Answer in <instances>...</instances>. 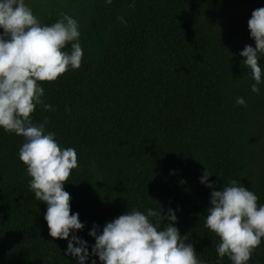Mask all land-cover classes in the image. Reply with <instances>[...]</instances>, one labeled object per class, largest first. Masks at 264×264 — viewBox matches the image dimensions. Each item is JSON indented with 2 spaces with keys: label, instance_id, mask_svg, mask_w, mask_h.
Listing matches in <instances>:
<instances>
[{
  "label": "trees",
  "instance_id": "trees-1",
  "mask_svg": "<svg viewBox=\"0 0 264 264\" xmlns=\"http://www.w3.org/2000/svg\"><path fill=\"white\" fill-rule=\"evenodd\" d=\"M235 1L256 6L232 13L229 0H25L41 24L66 13L79 25L81 67L41 82L55 110L37 105L31 117L47 118L46 132L77 152L64 190L84 224L73 234L87 241L85 264H102L91 254L94 225L100 234L106 222L149 208L175 212L198 260L232 264L205 227L211 192L235 179L264 204V82L251 91L240 55L255 47L248 20L264 0ZM23 143L0 128V264H78L68 239L49 235L47 205L19 159ZM205 170L212 188L201 183ZM261 239L248 264H264Z\"/></svg>",
  "mask_w": 264,
  "mask_h": 264
},
{
  "label": "clouds",
  "instance_id": "clouds-1",
  "mask_svg": "<svg viewBox=\"0 0 264 264\" xmlns=\"http://www.w3.org/2000/svg\"><path fill=\"white\" fill-rule=\"evenodd\" d=\"M105 2L111 4L112 0ZM134 5L132 0L129 6ZM118 19L126 23L123 17ZM0 29V128L24 139L19 159L31 177L29 188L34 198L47 205L44 219L49 235L68 239L67 253L76 257L78 264H85L89 256L87 241L73 234L84 224L79 213L71 212V195L64 190L72 170L79 166L77 152L72 147L61 148L55 133L46 132L47 118L34 123L31 117L37 105L45 111L55 110L44 102L41 82H54L70 68L81 67L78 22L61 13L55 23L44 25L25 0H0ZM248 29L255 47L246 44L240 55L255 81L251 91L259 93V85L264 82V69L259 64L264 55V7L252 11ZM69 43L70 53L63 51ZM236 103L246 107L243 97H237ZM210 175L205 170L200 179L212 188ZM258 199L235 179L222 191L211 192L205 227L220 238L216 245L220 259L227 256L232 264H248L261 245L264 204L258 206ZM176 220L172 209L166 215H162V209L152 208L146 214L137 209L125 212L106 222L100 234L98 226H93L89 232L95 238L91 254L102 264H207L197 259L192 243H185L188 236L174 226Z\"/></svg>",
  "mask_w": 264,
  "mask_h": 264
},
{
  "label": "rangeland",
  "instance_id": "rangeland-1",
  "mask_svg": "<svg viewBox=\"0 0 264 264\" xmlns=\"http://www.w3.org/2000/svg\"><path fill=\"white\" fill-rule=\"evenodd\" d=\"M230 1V9H232V13H237V12H245L248 10H251L252 7L256 5H251V4H245V3H240L236 2L235 0H229Z\"/></svg>",
  "mask_w": 264,
  "mask_h": 264
}]
</instances>
